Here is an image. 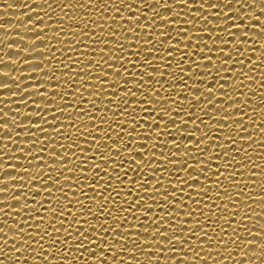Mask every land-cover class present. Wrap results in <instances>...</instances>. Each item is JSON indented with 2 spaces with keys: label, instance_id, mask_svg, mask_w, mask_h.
I'll use <instances>...</instances> for the list:
<instances>
[{
  "label": "snow or ice",
  "instance_id": "snow-or-ice-1",
  "mask_svg": "<svg viewBox=\"0 0 264 264\" xmlns=\"http://www.w3.org/2000/svg\"><path fill=\"white\" fill-rule=\"evenodd\" d=\"M61 2L66 9L85 10L73 16L56 13L59 20L49 17L57 29L53 36L62 37L56 43L62 45L63 58L53 64V52L23 60V65L37 66L13 77L19 90L10 95L21 97L18 103L25 109L31 104L37 110L16 109L28 117L18 127L31 130L16 133L29 137L20 141L28 150L17 148L21 155L9 159L27 166L0 163V184L21 181L0 187V193L28 188L0 199V220L17 213L11 239L23 242L19 248L13 244L8 256L3 250L8 239L0 237L5 257L0 264H20L22 259L33 264H203L212 259L217 264L196 249L218 251L229 241L228 252L241 242L256 245L264 256V224L252 232L242 223L264 216V211L247 215L249 200L264 210V165L253 159L264 150L259 139L264 136V72L259 70L264 54L259 61L250 55L241 59L257 55L255 48L244 47L249 37L245 28L259 37H264V28L238 23L239 17L231 14L240 12L231 7L233 0H170L161 5L167 15L159 16L156 9L142 11L150 7L146 0ZM236 2L244 7L243 0ZM90 6L111 14H97ZM24 7L31 15V5ZM43 19L37 16L28 23ZM65 19L67 27L61 23ZM37 27L42 31L50 25ZM31 51L49 49L23 48L24 53ZM0 75L11 73L0 68ZM11 87L0 83V89ZM245 87L255 93L252 101L260 97L259 107L250 105L241 91ZM0 112V120L9 116L3 108ZM0 129L15 131L8 123H0ZM4 139L12 138L0 136ZM9 170L23 175H4ZM5 229L0 227V233L7 235ZM246 233L260 239L242 240ZM33 244L37 247H29ZM25 251L37 255L15 257ZM238 254L246 256L243 250ZM218 264H225L224 259Z\"/></svg>",
  "mask_w": 264,
  "mask_h": 264
},
{
  "label": "bare ground",
  "instance_id": "bare-ground-1",
  "mask_svg": "<svg viewBox=\"0 0 264 264\" xmlns=\"http://www.w3.org/2000/svg\"><path fill=\"white\" fill-rule=\"evenodd\" d=\"M74 2L83 3L84 0H74ZM146 2L150 5L149 8H144L142 11L151 12L152 9H156L157 16L159 15H167L168 9H165L161 7L164 3H169L170 0H146ZM25 4L31 5L32 12L31 15L29 13V9L25 8ZM244 7H241L239 3L236 2V0H233V3L231 5L232 8H239L240 12L238 13H231L233 15H237L239 19L237 20L238 23H252L257 24L255 25V28L257 30L264 28V13H262L260 10L261 8H264V0H256V4H252L251 0H243ZM51 5V7H49ZM93 8V11H95L97 14L99 12H104L105 15H110V12L105 11L104 9L98 8L97 6H90ZM136 7V5H134ZM143 7V5H142ZM175 7V6H174ZM38 11V12H37ZM221 11H227V9H223ZM61 12V13H60ZM84 13V9H76V10H69L63 7V3L61 0H48V3H43V0H0V24H3L4 28H0V60H3L4 63L0 64V68L4 69L5 71H9L11 73L10 76H3L0 75V83H9L12 84L13 87L6 88V89H0V99H3V97L9 96V99L3 100L2 103H0V108H3L4 112H8L9 116L4 117L3 120H0V123H8L10 125L11 129H14L15 131L0 129V136L3 137H11L12 139H4L0 140V144H4L7 147L0 148V152H3L5 155L3 157H0V163H8V164H16L17 167L21 166H27L23 160L17 161L15 158L9 159V157L14 156H20L21 154L16 151L17 148L25 147L23 143H20V141L29 139V137H25L22 135H16V133H22L25 130H31V129H22L18 127L19 124L24 123L28 117H25L22 115V112H17L16 109L20 108L22 110H28V111H35V107L31 104L27 106L25 109L24 105H21L18 103V101L21 99L19 96H11L10 93L14 91H18L15 87L16 84L19 83V81H16L13 79V77L20 75V73L27 68L30 67H36L37 65H23L22 61L26 59H30L31 57H44L45 55H51L53 52H55V57L53 60V64H55L59 59H62L61 53L59 51L60 47H62L61 44H57V40H61L62 37H54L53 32L57 29L54 26V19L59 20V17H56V13H58L60 16H73L77 15V13ZM132 13H130L131 15ZM127 15V13H125ZM149 16H151V13H148ZM37 16H44L43 21H37L36 24H29V20H34ZM49 17H53L54 19H49ZM194 19H197L193 17ZM255 18H258L259 20H256ZM221 19H223V16H221ZM102 22V21H101ZM61 23L65 25V27L68 26V21L62 20ZM158 23H163V21H158ZM215 23V22H213ZM38 24H48L50 27L44 28L42 31L37 27ZM221 24H223V20H221ZM43 27V26H41ZM107 27V26H105ZM245 31H248L249 37L247 38V41L244 45L249 51H251V48H255L257 50V55L249 53L245 57H241V59H248V56L250 55L251 58H253L256 61H259L261 54H264V37H259L258 33L255 32L251 28H245ZM37 36H44L46 39L43 40H36L35 44H30L28 41L35 39ZM63 36V33H62ZM27 38V39H25ZM205 40H207V36L204 37ZM209 44H211V41H208ZM8 45H15L16 48H9ZM29 48V49H38V48H48L49 51L47 53L45 52H37V51H31L30 54L24 53L23 48ZM228 50L225 49V52ZM11 57V60L7 59ZM99 59V57H96ZM215 61V57H213ZM12 61H18L16 63H13ZM218 63V61H216ZM47 63V61H45ZM49 67H52L50 65ZM239 70V67L237 68V71ZM260 71L264 72V64L260 65ZM57 72H59V69H56ZM247 71V69H245ZM51 74V73H49ZM59 75V73H57ZM254 75V73H253ZM21 79H25V77L21 76ZM187 79V78H186ZM191 83V82H189ZM253 83L252 81H245V85ZM225 87H229L228 85H225ZM257 87L256 84L251 85L252 89H255ZM51 90V86H50ZM135 90V89H134ZM241 91L245 92L246 96H248L250 105L253 104V107L257 106L259 107V101L260 97L257 96L254 98L255 101L251 100V95H255V93L249 94V90L247 87L242 88ZM163 94V93H158ZM87 95V93H85ZM183 98V94H182ZM247 98V97H245ZM9 105H11L9 107ZM243 111V110H238ZM228 113H226L227 115ZM50 115V114H49ZM251 115V113H249ZM258 115V113H257ZM0 117H3V112H0ZM15 118V122L13 120ZM35 119V118H32ZM253 120H257V116L252 117ZM217 122H223V121H217ZM245 126L248 128H252L251 124H248L245 120ZM247 133H242V135H246ZM254 135H256L254 133ZM59 139V138H57ZM260 140L264 141V136L259 137ZM58 147V145H57ZM257 148H259V145H256ZM11 149V151H9ZM28 149L26 148V151ZM57 151H60L57 149ZM251 152L252 150L249 149ZM259 151V150H258ZM261 157H264V150L261 151ZM257 157L256 154H253V159L256 160V162L260 165H264V158ZM139 159V157L137 158ZM239 159V158H237ZM45 160L47 161V157H45ZM153 162H156L153 160ZM215 167V165H213ZM33 172H35V169H32ZM231 171V169H229ZM252 171H257V169H252ZM67 174V173H66ZM4 175H23V173H18L15 170H9L8 172H5ZM151 178V177H150ZM238 179H243L244 177H237ZM203 179V177H201ZM223 180V177H221ZM253 179H256L253 177ZM261 180H264V176H261ZM21 183V181H11L9 185H3L0 184V187H9L11 184H18ZM25 184H27V181H24ZM227 183V181H225ZM257 189L256 191L259 192L261 189L259 187L260 181H257ZM99 187V185H97ZM159 187V185L157 186ZM248 187H252V185H249ZM21 191H28V188L25 187L23 190H10L7 193H0V199H3L6 196H12V195H19L21 194ZM53 191H55L53 189ZM235 191V189H233ZM248 193L245 192L244 195H247ZM71 195V194H70ZM39 199V198H38ZM29 203H32L31 200L28 201ZM14 206L18 204V202H12ZM243 203V202H242ZM249 205H251V210L247 213L248 216H252L253 212H261L264 211L260 208L255 207V204L253 201L249 200L247 202ZM256 203H259L258 201ZM0 207H3V205H0ZM19 207V206H18ZM6 211H10V209H6ZM73 212H76V208L72 209ZM219 211V210H217ZM241 212H243V209H241ZM18 214L13 212L12 215H6L4 216L3 220H0V227L6 228L5 231L8 229L7 235L5 233H0V237H3L4 239H8V244L3 245L4 252L7 253L8 256H12L14 249L12 248V245L15 244L17 248L21 246L23 243L22 241H14L11 239V235L15 232H17V229L10 227L14 223H18L16 216ZM131 220V217H129ZM4 221H7L5 223ZM235 223V222H234ZM244 225L247 226V228L251 229L252 232L260 231V223L264 224V216H256L251 221L244 220L242 222ZM23 227V225H21ZM227 227V226H226ZM162 231L165 229L162 228ZM31 231V229H29ZM228 231H231L228 229ZM219 232V229L217 230V233ZM58 235V234H57ZM213 235H217L214 233ZM227 237H219L218 239H226ZM260 239L259 237H253L251 235L245 234L244 237H242V240L244 239ZM25 239H27V235L25 234ZM33 240L37 239L36 237L32 238ZM201 240L205 239L203 237L200 238ZM43 243V242H42ZM3 244V241L0 240V245ZM131 246V245H126ZM175 247H179L178 245H173ZM214 247V245H211ZM29 247H37V245H29ZM47 247V245H46ZM57 247H60L59 243L57 244ZM91 247V245L89 246ZM155 247H160L159 245ZM195 247V246H194ZM232 247V242L229 241L227 245H221L220 249L218 251H212L209 252L207 249L201 250L197 248L196 250L200 252V257H204L205 255L209 257H214L217 264L219 260L224 259L225 264H264V256H260L259 252L261 249H259L256 245H249L244 246L243 243L237 242L235 244V249L232 252L226 251L227 248ZM243 250L246 253V256L241 257L239 256V251ZM40 251H43L46 256L50 255L45 249H41ZM67 251V249H65ZM83 251V250H81ZM186 251V254L192 255L193 253H189ZM256 252L257 255H253L252 253ZM37 255V253H29L27 251L25 252H15V257H29ZM79 255V254H77ZM121 255H129L127 253H122ZM151 255V253H149ZM163 255V254H161ZM171 255H175V253H172ZM198 257V259L200 258ZM4 255L0 254V259H4ZM81 260L87 259V255L80 257ZM135 259H140V257L137 255ZM20 264H33L31 261H25L21 260ZM53 264H56V261H53ZM66 264H70V262H66ZM75 264V262H74ZM203 264H213L212 259H208L207 261H204Z\"/></svg>",
  "mask_w": 264,
  "mask_h": 264
}]
</instances>
